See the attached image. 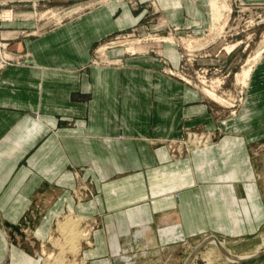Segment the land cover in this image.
<instances>
[{"label": "crops", "instance_id": "1", "mask_svg": "<svg viewBox=\"0 0 264 264\" xmlns=\"http://www.w3.org/2000/svg\"><path fill=\"white\" fill-rule=\"evenodd\" d=\"M4 1L15 18L1 32L14 36L16 57L0 68V264H37L7 247L6 227L48 239L69 211L100 221L85 251L90 264H186L208 237L226 246L261 234L264 52L243 106L220 120L219 142L175 160L160 142L184 127H216L204 91L164 74L153 56L112 49L122 65L91 64L96 44L138 24L144 10L113 0L46 27L36 16L81 0ZM156 1L168 26L208 25L205 0ZM24 30L36 34L18 36ZM163 54L179 66L172 43ZM86 180L96 191L88 201L72 195Z\"/></svg>", "mask_w": 264, "mask_h": 264}, {"label": "rangeland", "instance_id": "2", "mask_svg": "<svg viewBox=\"0 0 264 264\" xmlns=\"http://www.w3.org/2000/svg\"><path fill=\"white\" fill-rule=\"evenodd\" d=\"M110 1L113 0L67 2L63 5L64 10L58 13L53 10L54 12H51V14L47 12L43 16L36 17L46 27H53L65 20L76 17L82 12L108 4ZM120 1L127 2L134 10H144L145 13L135 26L113 33L99 41L93 49L91 64L104 66L122 65V58L112 57L108 53L109 50L118 49V52H123L127 56H153L160 63L161 71L164 74L175 77L202 91L203 87L214 88L218 95L222 97V101L211 98L205 92L204 94L213 112L216 127L213 129L201 126L184 127L183 133L179 138L160 142L165 145L170 157L175 160L212 148L223 135L220 128V120L236 116L239 109L243 106L246 87H242L239 83L238 74L248 67L258 51L264 46V3L247 5L242 0H225L231 11H224L222 18L214 22L209 5L210 0H205L209 5L210 11L208 25L199 33H192L183 31L180 27L168 26L156 0ZM7 4L8 1H4L2 5L0 4V9L2 8L0 10V68L15 60L16 57L10 48V43L7 42V40H12L14 36L6 37L1 32V23L13 21L15 18L13 11L5 10L6 7L4 6ZM77 6L81 8L72 13L73 8ZM5 12H8V16L2 15ZM31 34H36V32L24 30L18 36ZM170 35H174L177 38V42H164L163 38ZM118 36L121 38L116 42L117 47L105 49V51L102 50L109 40ZM158 38H162V41H158ZM189 40L193 43L192 47L186 45V41ZM171 43L176 47L180 59L179 66L176 68L170 64L163 54V46ZM229 46H232L231 50L228 49ZM130 47H132V52L128 50ZM106 59H114L118 60V62L108 64ZM170 69L175 73L170 71ZM255 150L264 153V141L256 145ZM83 185L84 190L82 193L84 195L82 197H84V200L93 199L96 195L93 184L86 180ZM74 189L72 190V195L78 199L75 194L76 189ZM90 192L93 197H91ZM68 213L58 217L48 239L39 238L27 225H18L19 229L17 231L16 228L6 227V232L10 233L5 240L7 247L14 244L30 257L36 259L37 264H47L46 257L49 254L55 255L60 251L57 244L64 241V234L63 232H58L57 229L59 228V222L64 221ZM85 219L87 223L84 222V227L88 229L90 239L88 240L89 242L83 240L78 260L83 261L84 258V264H90L89 259L85 256V251L93 245V232L101 224L99 220L92 219V217L85 216ZM225 248L237 255H254L264 252V228L257 238L234 244L228 243ZM190 264H264V253L256 259L237 263L229 260L215 243H208L200 248Z\"/></svg>", "mask_w": 264, "mask_h": 264}, {"label": "bare ground", "instance_id": "3", "mask_svg": "<svg viewBox=\"0 0 264 264\" xmlns=\"http://www.w3.org/2000/svg\"><path fill=\"white\" fill-rule=\"evenodd\" d=\"M209 5L212 10V16H213L214 22L219 21L222 18L224 11H231V8L229 7L228 3L225 0H210ZM80 8H81L80 6L74 7L73 12L72 11L71 12L74 13L78 11ZM2 15L8 16V12L2 13ZM163 39H164V42H172V43L177 42V38L174 35L164 37ZM158 41H162V38H158ZM114 43L116 44V42ZM186 45L189 47H192L193 43L192 41L189 40V41H186ZM231 48L232 46L228 47L229 50H231ZM102 50L105 51V49H102ZM128 50L129 52H132V47L128 48ZM263 51H264V46L261 48V50L258 51V53L252 59L248 67L243 69V71L238 74L239 83L241 84L242 87L248 86L250 78H251V73L253 71V67L256 64V62L259 60L261 55L263 54ZM111 61H112L111 59H108V62H111ZM112 62H118V60H115ZM170 71L175 73L171 69ZM203 91L206 94H208L211 98L217 101L223 100L222 97L218 95V93L216 92L214 88L203 87ZM86 221L87 220L85 219V216H79L74 211H69V213L66 214L64 221L59 222V228L57 229L58 232L60 233L63 232L64 241L62 243L59 242L57 244L59 245V249H60L59 253L55 255L49 254L46 257V261H48L47 264H78V263L84 264L85 263L84 258H83V261H79L78 258H79V252H80L83 240H86L87 242H89L88 240L90 239L88 229L84 227L85 226L84 222ZM211 243H215V241H212ZM234 255L238 259H243V258L252 256V255H237V254H234ZM227 258L235 262L234 261L235 259L233 257L227 256Z\"/></svg>", "mask_w": 264, "mask_h": 264}, {"label": "water", "instance_id": "4", "mask_svg": "<svg viewBox=\"0 0 264 264\" xmlns=\"http://www.w3.org/2000/svg\"><path fill=\"white\" fill-rule=\"evenodd\" d=\"M212 241H215V243L217 244L218 248L222 251V253H224L228 257H230V256L233 257L235 259L234 261L237 263H243V262L248 261V260L256 259V258L262 256L264 253V252L256 253L252 256H249V257H246L243 259H238L234 254H232L231 252H229L225 248V246L220 242L219 239H217L216 237H209L197 247V249L194 251V253H192V255L188 258L186 264H190L192 262V260L194 259L196 253L200 250V248H202L204 245H206L208 243H211Z\"/></svg>", "mask_w": 264, "mask_h": 264}, {"label": "built area", "instance_id": "5", "mask_svg": "<svg viewBox=\"0 0 264 264\" xmlns=\"http://www.w3.org/2000/svg\"><path fill=\"white\" fill-rule=\"evenodd\" d=\"M0 4H1V5L4 4V0H0ZM119 38H121V37L118 36V37H116V38H113L112 40H109V41L107 42V44L105 45V48H103V49H109V48L117 47V45H116L114 42H118L117 40H118ZM106 60H107L106 63H108V64H113L112 61H115L114 59H111V60H112L111 62H108V59H106ZM120 61H121V60H120ZM83 190H84V185H83L82 187H80L79 190H76V191H75V194L78 196V198H79V199H82V200H84V197H82V196L84 195V194L82 193ZM90 195H91V197H93V194H92L91 192H90Z\"/></svg>", "mask_w": 264, "mask_h": 264}]
</instances>
